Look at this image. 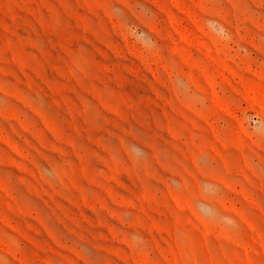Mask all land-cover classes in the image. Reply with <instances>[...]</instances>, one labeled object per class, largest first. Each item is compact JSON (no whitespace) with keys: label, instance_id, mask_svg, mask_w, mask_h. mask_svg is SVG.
Listing matches in <instances>:
<instances>
[{"label":"rangeland","instance_id":"obj_1","mask_svg":"<svg viewBox=\"0 0 264 264\" xmlns=\"http://www.w3.org/2000/svg\"><path fill=\"white\" fill-rule=\"evenodd\" d=\"M0 264H264V0H0Z\"/></svg>","mask_w":264,"mask_h":264}]
</instances>
